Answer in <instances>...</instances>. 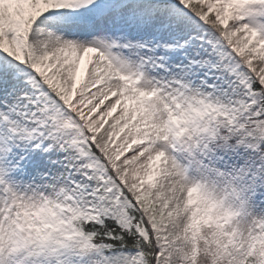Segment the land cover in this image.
<instances>
[{
    "label": "snow or ice",
    "instance_id": "snow-or-ice-1",
    "mask_svg": "<svg viewBox=\"0 0 264 264\" xmlns=\"http://www.w3.org/2000/svg\"><path fill=\"white\" fill-rule=\"evenodd\" d=\"M0 264H264V0H0Z\"/></svg>",
    "mask_w": 264,
    "mask_h": 264
}]
</instances>
